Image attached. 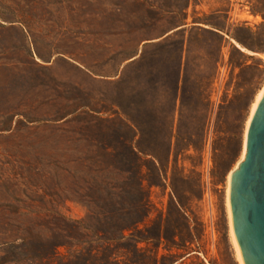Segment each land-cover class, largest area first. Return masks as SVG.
<instances>
[{"label": "rangeland", "instance_id": "374dc122", "mask_svg": "<svg viewBox=\"0 0 264 264\" xmlns=\"http://www.w3.org/2000/svg\"><path fill=\"white\" fill-rule=\"evenodd\" d=\"M263 87L264 0H0V264H241Z\"/></svg>", "mask_w": 264, "mask_h": 264}, {"label": "water", "instance_id": "95a60500", "mask_svg": "<svg viewBox=\"0 0 264 264\" xmlns=\"http://www.w3.org/2000/svg\"><path fill=\"white\" fill-rule=\"evenodd\" d=\"M250 120L246 152L229 181V209L243 264H264V90Z\"/></svg>", "mask_w": 264, "mask_h": 264}, {"label": "trees", "instance_id": "16d2710c", "mask_svg": "<svg viewBox=\"0 0 264 264\" xmlns=\"http://www.w3.org/2000/svg\"><path fill=\"white\" fill-rule=\"evenodd\" d=\"M202 23H205V22H202ZM206 24L209 25V29H208L209 32L217 35L221 39H224V36L221 33L225 32V33L229 34V32L224 31V29H222L221 27H219L218 25H216L214 23H206ZM233 37L236 39V41L238 43H242V41L238 37H236V36H233ZM131 229H132V226L129 225V226L125 227L123 229V231H121L120 234H118L116 236L108 237V238H106V240H109V242L112 244L113 243L118 244L121 241L126 240V239H132V240L137 239V240H135V244L133 246H135V250L138 252L140 250L139 242H138L140 237H135V235L133 233H128V234L125 233L126 230H131ZM123 257L124 256L119 255V257L118 256L114 257L111 260L109 259L107 261H102V258H100L99 260H100V264H103V263L104 264H140L139 260L138 261L134 260V259L132 260L131 258L124 261Z\"/></svg>", "mask_w": 264, "mask_h": 264}, {"label": "bare ground", "instance_id": "6f19581e", "mask_svg": "<svg viewBox=\"0 0 264 264\" xmlns=\"http://www.w3.org/2000/svg\"><path fill=\"white\" fill-rule=\"evenodd\" d=\"M239 46L240 44L237 43ZM243 50H245L246 48L244 46L241 47ZM263 90H264V87L258 92V94L256 95V98H255V101L253 102L252 104V107L250 108L251 111H250V115L248 117V120H247V125H246V130H245V139H244V143H243V149H242V158H244L245 156V152H246V137H247V131H248V126H249V123H250V120L252 118V115L254 113V108H256L260 98H261V95L263 93ZM241 158V159H242ZM232 173L229 174V178H228V183L230 181V176H231ZM227 183V184H228ZM226 204H227V210H228V215H229V224H230V232H231V236H232V240H233V243H234V246H235V249H236V253H237V257H238V260L240 261L241 264L242 261L240 260V255H239V252H238V249H237V245H236V241H235V237H234V232H233V226H232V221H231V214H230V207H229V184H228V189H227V198H226Z\"/></svg>", "mask_w": 264, "mask_h": 264}, {"label": "crops", "instance_id": "0c3cea01", "mask_svg": "<svg viewBox=\"0 0 264 264\" xmlns=\"http://www.w3.org/2000/svg\"><path fill=\"white\" fill-rule=\"evenodd\" d=\"M185 27L183 26H177L175 28H172L171 30H169L168 32H166L165 34H163L162 36H159L155 39H148V40H145L146 43L145 44H149V43H154V42H160V41H164L166 40V38H168V36H170L171 34H173V32H178L179 30H182L184 29ZM140 56V55H139Z\"/></svg>", "mask_w": 264, "mask_h": 264}]
</instances>
